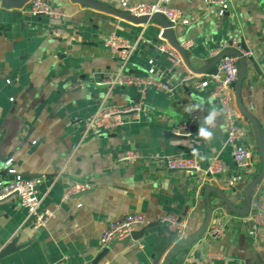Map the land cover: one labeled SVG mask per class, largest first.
I'll return each mask as SVG.
<instances>
[{"label": "crops", "instance_id": "1", "mask_svg": "<svg viewBox=\"0 0 264 264\" xmlns=\"http://www.w3.org/2000/svg\"><path fill=\"white\" fill-rule=\"evenodd\" d=\"M47 1L59 15H36L29 1L14 6L0 0V178L13 176L6 164L12 158L17 172L40 176L41 208L55 212L44 226L36 227L18 196L1 199L0 264H264V224L230 216L238 212L214 191L211 219L224 209L223 235L200 236L184 246L159 219L176 213L186 219L187 235L197 230L206 215L207 185L223 190L237 207L245 203V187L254 175L237 168L218 103L208 98V87L196 88L195 82L209 73L197 68L223 50V41L234 38L247 46L241 99L264 137V0H228L222 6L171 0L185 16L172 28L173 36L193 42L184 48L187 58L181 52L183 62L174 67L171 56L156 45L166 37L162 22L136 20L122 8L125 1L141 0H93L100 6ZM113 31L138 38L127 71L153 76L165 87L147 89L139 121L99 135L84 134L85 117L105 94L119 105L138 97L133 85L97 83L105 72L120 67L105 46ZM189 105L204 107L193 122V133L170 135L180 134L177 126L191 118ZM213 110V138L205 141L198 129ZM241 122L246 129L242 142L253 148L256 174L263 164L256 130L245 115ZM129 148L142 157L119 162L117 152ZM177 153L194 155L200 167L173 170L158 161L159 156ZM76 182L87 183L89 192L65 196ZM254 190L264 199V175ZM130 212L149 219L135 229H144L143 235L103 245V226ZM13 239L15 247L5 252Z\"/></svg>", "mask_w": 264, "mask_h": 264}, {"label": "built area", "instance_id": "2", "mask_svg": "<svg viewBox=\"0 0 264 264\" xmlns=\"http://www.w3.org/2000/svg\"><path fill=\"white\" fill-rule=\"evenodd\" d=\"M171 0H153V1H125L122 8L131 16L140 17L147 16L146 22L158 13L163 14L170 23L172 28L176 27L185 18L183 12L170 4ZM228 0H202L203 4L224 5ZM29 9L34 14L45 13L49 15H59L60 11L52 6L47 0H30ZM2 27L0 26V30ZM164 37V36H163ZM160 37L156 43L157 48L167 53L172 58V66H176L183 62L181 51L169 41L167 37ZM138 38L131 40L130 38L111 32L105 40V46L112 55L120 60V67L114 72L107 71L97 81L98 84L108 85H133L138 91L136 100L128 102L124 105L108 100V94H105L99 101L94 111L88 114L84 120V134L99 135L103 131L116 130L120 126L128 123L139 121L145 110V96L147 89L154 86H163L165 84L153 76H143L127 71L126 67L137 48ZM236 39L223 41L219 47L222 50L227 47L238 48L243 55H247L250 51L242 49ZM182 48L190 47L193 42L191 39H183L179 42ZM238 61L237 54H225L217 62L215 72H209L202 80L195 82L196 88L208 87V98H213L218 103V109L224 116L227 123L226 143L230 146L233 159L237 168L246 171V175H255L254 173V151L249 145L242 142L246 136L245 126L241 120L243 113L239 109L236 98L234 84L238 77ZM213 84L210 86V84ZM210 86V87H209ZM204 107L201 106L191 111V118L176 128V132L185 135L193 133V122L199 118ZM142 155L136 149H126L117 152L116 159L119 162L133 161L141 158ZM158 161L168 169H189L199 168L200 164L194 155L177 153L171 155H162L158 157ZM218 159L215 158L217 163ZM12 158L6 160L7 171L13 176L8 179L0 178V200L11 195L19 197L20 202L27 208L28 215L34 219L36 227L44 226L49 218L53 217L55 212L49 208H41L42 196L38 193V185L40 176H26L16 171L11 166ZM212 169V167H211ZM220 170L219 166L216 169ZM212 171V170H211ZM57 177V176H56ZM234 181H230L232 185ZM85 182H76L65 193L69 196L74 191H80L88 188ZM226 212L220 208L219 212L210 220L202 238H215L224 234L227 227ZM232 217H240L244 222L252 221L255 225L264 224V199H262L255 190L251 194L250 207L244 214L234 213ZM159 219L166 222L170 231L179 239H183L187 235L186 219L176 213H168L161 215ZM149 222V219L141 212H130L120 218L111 220L106 223L101 231L100 241L107 244L113 240H120L129 235L140 225ZM62 264H66L62 261Z\"/></svg>", "mask_w": 264, "mask_h": 264}, {"label": "water", "instance_id": "3", "mask_svg": "<svg viewBox=\"0 0 264 264\" xmlns=\"http://www.w3.org/2000/svg\"><path fill=\"white\" fill-rule=\"evenodd\" d=\"M4 2H6L7 4L10 5H14V6H18L21 4H25L30 0H3ZM78 2L81 3H85V4H90V5H94V6H100V4L94 2L93 0H76ZM44 13H39L36 15H43ZM136 20H147L148 17L147 16H140V17H135L133 16ZM152 18H158L164 27L165 30V35L166 37L169 39V41L176 46L182 53L183 55L187 58V56L185 55L184 52V48H182L179 44V41L173 36L172 34V27L170 26L169 21L165 18V16L161 13H158L156 15H154ZM2 29L0 30V34L2 33ZM239 46L244 49V50H248L247 46H245L243 43L239 42L238 43ZM225 54H237L239 56V61H238V77L237 80L235 81L234 84V88H235V98H236V103L239 107V109L241 110V112L243 113V115H245L254 125L255 130H256V135H257V140H258V151L260 154V158L261 161L263 162L261 170L259 172H257L247 183L246 187H245V203L243 204V206L237 207L233 204V202L226 196V194L224 193L223 190H220L219 188H217L216 186H211V185H207L204 187V191L207 195V209H206V215L205 218L201 224V226L189 233L188 235H186L183 240L180 242V245H184V246H189L191 245L198 237L202 236V234L204 233L207 225L209 224L210 220H211V216H212V209H213V204H212V200L210 198V192L214 191L218 194V196L226 203V205L233 210L234 212H238L239 214H244L247 212V210L250 207V203H251V194L253 192V190L255 189L256 185L260 182L261 178L264 175V137L261 136L260 134V130H259V126L257 124L256 119L254 118V116L246 109V107L244 106L242 99H241V87H242V82L243 79L245 77L246 74V67L248 64V57L243 55L241 53V51L238 48H233V47H228V48H224L220 53H218L209 64L205 65V66H201L199 68H197L198 72L201 71H205V70H209V72H215L216 71V64L217 62L220 60V58L222 56H224ZM170 135H179L181 137H185L186 135L183 134H176L174 132H169ZM89 192V190L87 188L80 190L77 192V194L75 196H79L81 194L87 193ZM144 233V229H139V230H134L131 235L127 236L124 238V240H122L123 242L125 241H129L130 239L134 238L137 239L139 237H141ZM175 236V235H174ZM15 239L11 240V242H9V244H7V246L5 247L4 251L5 252H9L10 250H12L15 246Z\"/></svg>", "mask_w": 264, "mask_h": 264}, {"label": "clouds", "instance_id": "4", "mask_svg": "<svg viewBox=\"0 0 264 264\" xmlns=\"http://www.w3.org/2000/svg\"><path fill=\"white\" fill-rule=\"evenodd\" d=\"M199 105H189L186 107L187 111H193L199 108ZM217 113L215 110L208 113L207 116L203 118V122L199 126L197 135L205 141H210L213 138L212 128L215 126Z\"/></svg>", "mask_w": 264, "mask_h": 264}]
</instances>
